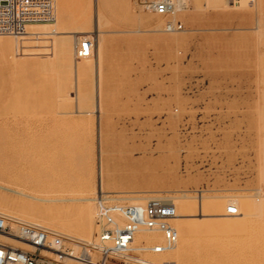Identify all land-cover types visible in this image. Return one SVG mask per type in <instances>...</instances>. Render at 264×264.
<instances>
[{
	"label": "rangeland",
	"instance_id": "374dc122",
	"mask_svg": "<svg viewBox=\"0 0 264 264\" xmlns=\"http://www.w3.org/2000/svg\"><path fill=\"white\" fill-rule=\"evenodd\" d=\"M155 1L54 0L53 19L30 23L22 35H0V196L14 207L23 200L13 189L41 193L27 175L51 157L78 156L83 160L34 182L84 177L95 192L94 206L103 192L120 204L134 203L118 197H145L140 203L181 195L197 202L202 196L250 203L257 197L262 204L264 0H249V6L239 0H175L174 15L156 12ZM169 22H182L184 30L168 32ZM84 39L93 40L95 50L77 60L75 44ZM53 139L59 152L49 156ZM80 191L56 186L48 194L53 200L40 201V208L56 213V222L72 218L57 214L66 202L60 198ZM226 209L206 219L226 220ZM262 217L241 223L231 218L236 223L218 236H196L194 255L205 258L203 264H264ZM99 232L98 221L94 241ZM159 257L152 258L177 260Z\"/></svg>",
	"mask_w": 264,
	"mask_h": 264
},
{
	"label": "built area",
	"instance_id": "2783aa9c",
	"mask_svg": "<svg viewBox=\"0 0 264 264\" xmlns=\"http://www.w3.org/2000/svg\"><path fill=\"white\" fill-rule=\"evenodd\" d=\"M156 12L174 15L175 0H156ZM54 18V0H0V35L25 34L32 22ZM168 32L184 30L182 22H169ZM91 39L75 44V57H90ZM100 222L98 239L80 242L45 226L0 213V264H170L152 257L168 253L179 244V218L175 203L149 198L142 203L120 204L101 193L95 201ZM235 206L229 208L236 214ZM148 239L139 242V235Z\"/></svg>",
	"mask_w": 264,
	"mask_h": 264
},
{
	"label": "bare ground",
	"instance_id": "6f19581e",
	"mask_svg": "<svg viewBox=\"0 0 264 264\" xmlns=\"http://www.w3.org/2000/svg\"><path fill=\"white\" fill-rule=\"evenodd\" d=\"M239 3L242 4V5L249 6L248 5L249 0H239ZM71 33L75 34L76 39L78 40V38L80 36L78 33H80V32L75 31V32H71ZM75 36H74V38H75ZM69 51L70 50L68 49L67 53H69ZM72 51H74V50H72V48H71V51H70L71 54L69 53L70 57H71V55H73ZM71 59H72V57H71ZM17 116L18 117H22V119L24 117H26L23 114H19ZM50 145L52 147L49 146V150L47 152L49 154V156L57 154L59 152L57 150V148L59 147L58 141L53 139V140H51V144ZM101 150H102V148H101ZM105 152H106L105 150L101 151L102 154L105 153ZM122 152H124V151H122ZM125 152L126 153H131V152H133V150H131L129 148H126ZM102 154H100V155H102ZM123 155H121V157H123ZM75 156H77V155H75ZM121 157H120V159H121ZM82 160H83L82 156L81 157H79V156L78 157H74V158H72L70 160H56V159H53L51 157L49 159V161L47 162V164L44 165V166H41L40 169L37 172H35V173L32 172L30 175H27L28 184L29 183L30 184H36V186L39 187L41 193L34 192V193L30 194V193H27L28 191L26 192L25 190L22 191L20 189L19 190H14L13 189V191H15L20 196H22L21 198L23 200V203H19L17 206L14 207L12 205V203L10 202L8 197L0 196V213L6 215L8 217H11V218L18 219V220H21V221H24V222L33 223V224L44 225L42 223H47L48 225L51 226V229L55 228V230L57 228H60L62 230L63 229H67L66 233L64 231H61V230H58V232L64 234L67 237H71V238H73V239H75L77 241H80V242H91L92 240L94 241V239H95V237L97 235L98 218H97L96 210H95L96 206H94V204H93V201H94L93 195L95 194V192L89 186V184L87 183V182H91V181L87 180L84 177H75L76 180L78 179L80 182L79 181L70 182L73 179L72 177H71L72 179L69 177L71 180L69 178L66 179V180L65 179L62 180V178H58L57 177L55 179H58L59 182H34L35 180H43L45 178H49L51 176L50 175L51 174L50 171H53V172L64 171L72 164V162L76 163V162H80ZM101 160H102L101 161V166H102L101 168L102 169H101V182H100L101 184L100 185H101V188L103 189V184H104L103 179L106 176V174H105L106 171L104 172V168H106V167H104L103 164H104L106 159L104 160V159L101 158ZM124 161H126L128 163V160H126V158H124L123 162ZM131 161L134 162L135 164L137 162H138V164H140V162L135 160L134 157H133V160H131ZM145 161L143 160V162H145ZM143 162H142V165H143ZM151 162H152V160H151ZM152 163H154V162H152ZM144 164H146V162ZM125 166L127 167L128 165H125ZM125 166H124V169H125ZM133 166H134V164H133ZM143 167L145 168L146 166H143ZM44 168H48L49 172L45 173L44 172ZM147 168H150V165ZM123 170L121 172H123ZM125 170L127 171L128 167ZM131 171H132V173L139 172L138 170L134 171L132 169H131ZM125 172H123V173H125ZM127 173L128 172H126V174ZM129 173H131V172H129ZM139 174H140V172H139ZM108 175H110V174H108ZM123 176H122V178H123ZM24 177L26 178V176H24ZM139 177H140V175H139ZM61 180H62V182H60ZM106 181H107V178H106ZM120 181L123 182L122 179ZM136 181H138V179H136ZM131 183H132V181H131ZM106 184H107V182H106ZM126 185H127V183H126ZM128 185H130V184H128ZM56 186H65V187L70 188L71 190L76 189V188H80L81 189L80 193L76 197H69L66 200H64V199L61 200V198H60V201H66V202L63 203L60 207H58L57 214L72 215L73 216L72 218L71 217H66L67 219L63 217V219L60 222H56L54 220V215L56 213L50 214L48 211H45V210L41 209L44 205H40V201L44 202V201H52L53 200V198L51 196H49L48 194H49L50 190L52 188L56 187ZM94 187L96 189V186H94ZM102 189H101L100 192H97V193H101ZM118 193L119 192H117V194ZM175 196H177V195H175ZM181 196L180 197H173L174 198L173 202L175 203V205L177 207L178 216H179V218L175 221V224H176V226H177V228L179 230V237H180V241H181V247H179V249H174L173 251H170L168 253H164V254H161V255L157 256V257L161 256V257H159L161 259L165 258V259H168V260L172 259L173 257H176L177 258L176 261H174V260L169 261V262L167 261L170 264H203V261H204L205 258L195 256L194 253H193L194 252L193 249L196 247L195 241L193 242V240H195L194 238L196 236L202 235V234H213V235L218 236V234H220V231L222 229L225 231V230L231 228L232 225L236 223V221H234L235 219L233 220L231 218L239 217L240 218V222L239 223H241V222H247V221H249L252 218L254 220L253 222H255L256 220L254 218L264 216V201L262 202V204H260L261 202L259 204H257L258 202L255 201V200L258 199L257 197H256V199H253V202L250 203V201H248V200H247L248 202L245 201V200H239L238 199L239 197L235 198V196H234V198L230 197V199L226 197L227 199H225L224 201H221V199H220V201H214V200L210 199L212 197L209 198V197L202 196V199H201L200 202H197L196 200H193V199L191 200L190 199L191 197L188 198V197H184V196L181 197ZM27 198H30L31 201H27ZM118 198H120L119 200H121V199H124L125 201L128 200L130 202H133L134 204L138 203L140 199H145V197H141V196H136V197H133V196L130 197L129 196V197H122V198L118 197ZM193 198H194V196H193ZM196 198H198V197H196ZM222 198H223V196H222ZM241 201H243V202H241ZM140 203H142V202H140ZM237 203L238 204L240 203L242 207L241 208H237L238 212L236 214H226L225 216L228 219L220 221V222H215V221L213 222V221H209V219H206V218H209V217L216 216L218 214L220 215V213L223 212V209L225 207L227 208L226 211L228 212L229 211L228 210L229 205L232 204V205H230V207H231V206H235V204L237 205ZM199 207H200V213H197ZM39 209H41V210H39ZM39 211H41V212H39ZM44 212L46 213L47 216L48 215H50V216L49 217L44 216V214H45ZM20 216H22L24 218H22ZM225 216H221V217H225ZM182 217L191 218V219H193V221H184L182 219ZM262 218H264V217H262ZM238 221L239 220H237V222ZM243 224H245V223H243ZM261 225H264V223L261 224ZM261 225L259 226V228L261 227ZM248 226H249V224H248ZM255 229H257V228H255ZM235 230H237V227H236ZM67 231L71 232V233L73 232V233H75L77 235L73 236V234L72 235L68 234ZM213 235H210V236H213ZM262 237H264V236H262ZM204 238L207 239L208 236L207 237H203V239ZM146 239H148V235H146V234H140L139 235V242H141L142 240H146ZM199 239H200V237H199ZM217 239H219V238H217ZM253 242H255L254 239H253ZM263 245H264V243H263ZM245 247H247V246H245ZM248 247H249V245H248ZM251 247H253V244H252ZM258 247H260V246L258 245ZM247 249H249V248H247ZM250 249H252V248H250ZM257 249H259V248H257ZM244 250L245 249H243V251ZM240 252H241V249H240ZM252 252L254 253V251H252ZM260 252H261V250H260ZM206 257L210 258V255L208 254ZM256 258L258 259V257H256ZM260 259L262 260V258H260Z\"/></svg>",
	"mask_w": 264,
	"mask_h": 264
}]
</instances>
